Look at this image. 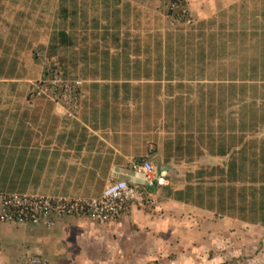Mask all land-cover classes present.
I'll use <instances>...</instances> for the list:
<instances>
[{
  "label": "crops",
  "instance_id": "obj_1",
  "mask_svg": "<svg viewBox=\"0 0 264 264\" xmlns=\"http://www.w3.org/2000/svg\"><path fill=\"white\" fill-rule=\"evenodd\" d=\"M93 1L98 8L108 10L107 14L111 12V16L97 19L99 23L96 24L95 30L90 34L86 31L85 34L80 33L78 41L81 35H94L96 29H99L97 34L103 31L102 37L97 35L94 39H102L108 42V45L104 47L94 43L91 47H84L89 53V58H94L92 64L86 68L88 77L69 76L71 79H84L85 82L77 116L58 114L54 107L52 109V105L46 104L47 111L43 115V123L47 125V129L43 131V138L27 142L31 164L40 165L41 170L45 172L41 183H45L48 178L52 196L93 199L99 198L107 185L113 181L127 180L133 185L143 184V176L137 174L134 167L147 159L159 167L157 168L160 178L165 180V184L158 183L154 189H150L153 201L157 200L159 194H167V198L162 197L165 200L164 205L157 204L156 201L155 212L158 206L165 207L168 217L174 216L169 220V225L173 224L176 218L182 221L186 219L187 223L197 225L202 220L209 222L215 217V211L208 208L214 193L208 191L204 194L202 190L216 188L223 182L225 184L222 186L229 187L230 180L239 190L244 186L240 179L244 167L241 165L239 149L248 133L244 118L246 115H240L237 121L225 116V103L239 101L241 106L240 100L230 92L233 87L237 89L238 97L243 95L240 89L243 92L251 90L255 96L254 91L259 89L255 85L248 86L246 81L242 83L243 78L235 76L218 83L222 87L217 88L216 74L213 81L208 82L206 91L200 95L198 88L204 86L195 88L194 82L177 80L176 73H170L165 62H172V54L177 56L178 52L176 53L174 47L195 49L194 44L199 43L200 39L198 36L195 40L190 34L191 30L182 34L175 32L173 28H167V18L162 14V0ZM186 1L196 26H216L214 31L204 32L207 39L206 48H210L220 39L231 44L242 43L239 39L233 40L222 35L218 31V24L226 19L232 7L243 0ZM1 8L0 20L4 21L5 17L9 19L11 16H6L8 9L4 14ZM13 11L17 10L14 8ZM108 26H111L110 29ZM121 27L125 29L121 30ZM145 27L155 40L154 49L145 45ZM115 32L117 39L119 34L123 35L118 41H114L116 38L112 36ZM1 35L0 28V74L3 75L8 46ZM190 42L192 47L188 44ZM85 43L87 42L80 41L81 46ZM4 48L5 50L1 51ZM78 49L79 45L74 50ZM70 50L73 48L68 49ZM207 69L209 68L206 67L205 70ZM21 134L24 133L14 132V138L10 141ZM0 135L3 136L4 133ZM232 137L236 140L235 153H238L239 157L233 160L230 159L232 148L229 146ZM212 138H222L220 146L215 150L210 147L209 141ZM12 143L4 141L0 147L6 148V155L9 154L8 150H21L20 146ZM191 143L192 146H188ZM179 155L185 157L179 158ZM42 161L46 164L43 165ZM33 170L38 168L33 167ZM196 188L202 191L204 196L200 195ZM190 192H194L195 198L186 200L187 196L192 197L188 195ZM258 194L262 196L264 192ZM202 198H205L204 202ZM238 203L240 204L239 199ZM169 211L176 213L169 214ZM155 212L134 207L116 224L94 223L86 218L75 217L58 222L52 228L0 225V237L8 234V231L13 233L9 227L18 230L14 238L15 243L12 242L8 247V253H2L0 249V264H33L30 261L32 258L44 260L47 264H82V260L86 261L84 258L87 254L96 248L112 254L114 246L119 244V236L123 237L128 229L134 227H128L127 221L137 218L136 222L160 225L157 222L160 213ZM245 214L244 212L234 216L233 219L247 223L240 220L247 216ZM165 219L162 217L159 221L163 224ZM66 240L70 243L67 244ZM71 250H77L78 254L72 257ZM107 262L106 264H109Z\"/></svg>",
  "mask_w": 264,
  "mask_h": 264
},
{
  "label": "rangeland",
  "instance_id": "obj_2",
  "mask_svg": "<svg viewBox=\"0 0 264 264\" xmlns=\"http://www.w3.org/2000/svg\"><path fill=\"white\" fill-rule=\"evenodd\" d=\"M244 1L249 3L247 6L251 5L249 0H243L237 7ZM93 2V0H76L74 6V0H0V8L2 7L4 14L5 10L8 9L6 16H11L9 19L5 17L4 21L0 20L1 38L7 42L8 46H6L7 57L3 70V77L6 81L0 79V133H4L3 136L0 135V147L3 146L4 141L12 142L10 139L14 138V132L24 133L21 134L23 137L30 132L32 134L28 138L33 141L43 138V131L47 129V125L45 126L43 123V115L46 113L47 107L42 97L47 101L54 97L41 84L45 71L53 70L55 67L57 68L55 71L58 70L64 79L69 78V76L88 77L86 68L92 64L94 58H89V53L85 51L84 47H91L90 45L94 43L106 47L108 42L102 39H94L97 35L102 37L103 31L97 34L99 29H96L94 35H81L78 41L79 34H85L84 31L90 34L99 23L96 21L97 19L111 16V12L107 14L108 10L102 9V7L98 8ZM182 2L181 7L177 10L175 8L173 12H171V7H168V4L167 7L163 4L162 14L167 18L168 29L173 28L172 30L182 32V34L191 30L190 34L192 31L195 32L194 37L192 36L195 40L196 37L205 35L206 31L211 32L216 29V26L212 25L204 26V28L195 27L197 23L194 22L195 18L189 11L187 1L182 0ZM14 8L17 11H13ZM248 9L250 11L252 7H248ZM184 10H186L185 13L182 12ZM124 11L126 12V8ZM102 21L100 20V22ZM108 27L110 29L111 26ZM122 29L125 28L121 27ZM247 31L248 37L246 38L248 41L243 44H231L220 39L215 46V52L193 49L191 42L188 44L191 45L192 49L176 46L174 49L176 53L178 52L177 56L172 54L170 57L172 62H165L168 71L176 73L177 80L194 82L195 88L204 86V88H198L200 95L206 91L208 82L213 81L216 74L218 75L216 84L235 76L243 78L242 83L246 81L248 86L255 85L259 89V91H254L256 96L252 95L251 90L247 89L243 92L240 89L243 95L238 97V91L233 87L230 92L240 100L241 106H239V101L225 103V116L237 121L240 115L242 117L244 114L246 115L244 118L248 133L239 149L240 153L242 150L246 151V155L254 152L257 158V160L247 158L245 166L241 163L244 167L243 173L240 175L241 182L244 184L242 187L261 186L264 182V89H262L264 88V36L256 37L255 35H262V33H258L252 28H247ZM259 31L262 30L259 29ZM112 36L116 38L114 41H118L123 35L119 34L117 39L115 32ZM144 39L145 45L154 49L155 40H153L151 33H148L147 27L144 28ZM80 41L89 44L85 43L84 46H81ZM78 45V51L74 50ZM220 47H224V49L221 50ZM69 48H73V50L68 51ZM4 50L5 48L1 49V51ZM14 63H16L15 66ZM12 67L14 68L12 69ZM206 67L209 69L205 70ZM8 73H12L9 78L6 76ZM69 80L79 79L72 78ZM83 81L81 82L84 85L85 82ZM83 85L81 86V93ZM216 87L222 86L218 84ZM59 97L58 99H62V92L59 93ZM53 104L57 108L56 104ZM58 114L61 113L58 112ZM220 125L222 126V124ZM221 140L222 138H212L209 141L211 149H217L222 142ZM235 142L236 140L232 137L229 145L232 152L236 150ZM188 146H192V143ZM181 150L183 151V148ZM8 152L17 154V160H19V149H11ZM26 154L23 155L24 161ZM235 156L238 157V154L230 153L231 160ZM180 157L185 156L179 155ZM42 164L45 165L46 162L42 161ZM35 165L32 164L28 170H32L33 167L39 168V170H32V177L28 178L25 184L19 182L15 192H18L21 186L28 185L21 191L32 196L64 198L51 195L52 190L49 187L48 178L45 182L47 185L41 183L42 178L45 177V172L41 170L40 165ZM156 167L158 166L156 165ZM230 183L234 182L230 180ZM224 184L225 182L221 183L220 188L224 187L222 186ZM150 195L149 192L148 198H151ZM159 195L157 200L153 201L151 198L150 202L140 209L142 208V211L144 209L146 211L154 210L155 212L154 204L156 201L157 204L162 205L165 201L162 197L167 198V194ZM191 198L195 197L192 196ZM67 199L70 200V198ZM201 200L204 202L205 198ZM160 207L158 206L157 212H155L160 213L157 220L160 225L136 222L137 218L127 221L128 227H134L128 229L123 237L119 236V244L114 246L112 254L109 251L96 248L95 251L87 254L88 256L84 258L86 261L82 260V264H106L107 261L109 264H264V225L243 223L223 215H215L214 219L209 222L202 220L200 223L198 221V225L197 223H187L186 219H184L185 221L179 220L175 215L176 220L174 219L173 224L169 225V220L174 216L168 217L165 207ZM173 213L176 211H169V214ZM81 217L84 215L77 218ZM162 217L166 218L163 224L159 221ZM10 224L15 225L0 222L3 227ZM55 224L51 227H41L52 228ZM109 224H116V222ZM16 226L21 227V225ZM9 228L12 229L13 233L8 231V234L0 237L2 253H8V247L11 246L12 242L15 243L14 238L18 230ZM137 228H141V230ZM66 242H68L67 244L70 243L68 240ZM77 254V250L70 252L72 257ZM77 263L79 264V262ZM42 264H47V262Z\"/></svg>",
  "mask_w": 264,
  "mask_h": 264
},
{
  "label": "built area",
  "instance_id": "obj_3",
  "mask_svg": "<svg viewBox=\"0 0 264 264\" xmlns=\"http://www.w3.org/2000/svg\"><path fill=\"white\" fill-rule=\"evenodd\" d=\"M173 12L181 7L182 0H162ZM183 13L186 10L182 11ZM57 71L49 70L44 74L43 87L54 97L51 101L68 117L79 114L80 90L83 85L79 80L64 79ZM62 92V99H58ZM134 170L144 178V186L133 185L127 181H113L105 188L99 198L67 199L29 194H10L0 196V222L15 225L51 227L57 221L84 215L89 221L96 223L117 222L134 207H143L148 198L149 189L157 183H165L160 178V171L150 160H143L135 165ZM33 264L46 263L33 259Z\"/></svg>",
  "mask_w": 264,
  "mask_h": 264
},
{
  "label": "trees",
  "instance_id": "obj_4",
  "mask_svg": "<svg viewBox=\"0 0 264 264\" xmlns=\"http://www.w3.org/2000/svg\"><path fill=\"white\" fill-rule=\"evenodd\" d=\"M248 2H250V6H247V4H249L247 1H244L239 7H232L230 11H228L226 19L218 24V31L222 35L233 40L239 39L243 43L247 40L246 37H248L247 28H252L257 30L258 33H262V35H255L256 37L264 36V0H249ZM248 7H252V9L249 11ZM259 29L262 31H259ZM191 35H194V33H191ZM253 36L254 34L252 37ZM198 39H200V42L194 44V47L207 52L216 51L215 46L219 42H215L210 48H206L207 39L205 35H200ZM219 49L223 50L224 47H220ZM0 75V77H3L2 74ZM7 77L9 78L11 76L7 75ZM42 99L46 102V104L52 105L54 107V104L51 101H47L43 97ZM31 134L32 133L28 132V134H26L23 138L19 136L12 141V145L20 146L21 150L19 151V160H17V154H10L9 152V154L6 155V153H4L6 152V148H0V196L14 193L19 182L25 184L27 183V179L32 177L31 173L33 169L28 170L29 167H32V160H30L28 155L30 148L29 146H26L28 145L27 142H31V139L28 138L31 136ZM10 147L12 148L13 146ZM24 153H27L25 156V161L23 158ZM237 154L238 153H235V155ZM239 157L241 159L242 165L244 166L245 163H247V158H250V160L252 158L257 160L254 152L252 154L250 153V155H246V151L243 150ZM239 157L235 156V159ZM233 159L234 158H232V160ZM241 172L243 173V171ZM232 173L235 174L234 169H232ZM200 175H202V173H200ZM263 184L264 182L261 184V186L253 185L250 187H241L239 190L238 187L232 183L229 187L224 186L220 188V186H217V188H210L207 191H202L204 194H206L208 191L214 193L213 198L208 203V208L210 211L213 209V211H215V215H228L231 218H234V216L244 214L245 212V215L247 216L240 218V220L252 225H264V195L261 196L258 194L261 191L262 193L264 192ZM25 186L28 185L21 186L18 189V193H25L21 191ZM191 189L192 188H190V190ZM196 191L199 192L200 195L204 196L202 191L198 190V188H196ZM188 195L193 196L194 192L193 194L190 192ZM190 198L191 197L187 196L185 199L188 200ZM237 199L240 200V204L238 203ZM186 203L190 202L186 201Z\"/></svg>",
  "mask_w": 264,
  "mask_h": 264
},
{
  "label": "clouds",
  "instance_id": "obj_5",
  "mask_svg": "<svg viewBox=\"0 0 264 264\" xmlns=\"http://www.w3.org/2000/svg\"><path fill=\"white\" fill-rule=\"evenodd\" d=\"M163 2V1H162ZM181 3H183L182 1H181ZM164 4V3H163ZM165 5V4H164ZM166 7H167V5H165ZM172 12V11H171ZM51 70V69H50ZM56 70V68L55 67H53V71H55ZM47 71H49V70H47ZM47 71H45V73L47 72ZM57 72L60 74V72L57 70ZM44 73V74H45ZM67 79H71V78H67ZM81 81V80H80ZM54 108H55V106H54ZM56 109V111H58L59 113H61L62 115L64 114L61 110H59L58 108H55ZM65 115V114H64ZM66 116V115H65ZM154 164V163H153ZM155 165V164H154ZM156 166V165H155ZM158 169V168H157ZM159 170V169H158ZM136 172V171H135ZM118 181H127V180H118ZM127 182H129V181H127ZM130 183V182H129ZM158 184V183H157ZM162 184H165V183H162ZM140 186H144V181H143V184H140ZM155 188V187H154ZM154 188H151V189H154ZM149 192H150V189L148 190ZM10 194H27V193H18V192H14V193H10ZM140 208V207H139ZM33 259H35V258H32L30 261L32 262V260Z\"/></svg>",
  "mask_w": 264,
  "mask_h": 264
}]
</instances>
